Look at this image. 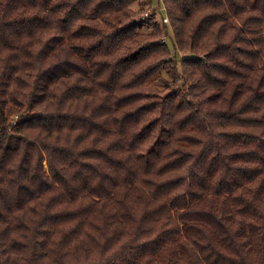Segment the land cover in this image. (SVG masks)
Listing matches in <instances>:
<instances>
[{"label":"trees","instance_id":"trees-1","mask_svg":"<svg viewBox=\"0 0 264 264\" xmlns=\"http://www.w3.org/2000/svg\"><path fill=\"white\" fill-rule=\"evenodd\" d=\"M160 4L0 0V264H264V0Z\"/></svg>","mask_w":264,"mask_h":264},{"label":"built area","instance_id":"built-area-1","mask_svg":"<svg viewBox=\"0 0 264 264\" xmlns=\"http://www.w3.org/2000/svg\"><path fill=\"white\" fill-rule=\"evenodd\" d=\"M158 1H160V0H158ZM154 11H155V16H156V18H158V21L160 23H165V24L168 23L169 20H168L166 14L165 13L161 14V11H164V6L163 5H160L159 6L158 4L157 5L152 4V6L150 7V9H148L144 13V18L151 17V15L154 14L153 13ZM168 39H171V38H169V36H167V35H164L163 40L164 41H167Z\"/></svg>","mask_w":264,"mask_h":264},{"label":"rangeland","instance_id":"rangeland-1","mask_svg":"<svg viewBox=\"0 0 264 264\" xmlns=\"http://www.w3.org/2000/svg\"><path fill=\"white\" fill-rule=\"evenodd\" d=\"M151 2H152V4H154V5H159V1L158 0H150ZM149 4V1H148V3H147V5ZM147 5H144V7H146V9L148 10V8H150V7H147ZM161 5V4H160ZM140 5H138V4H135V8H137V7H139ZM140 30L141 31H147V28L144 26V27H142V28H140ZM168 35L169 36H171L172 37V31H170V29L168 30ZM167 45H168V47L170 48V49H174V46H173V44L171 43V41H170V39H168L167 40ZM177 55V58H181L182 57V54H180V53H177L176 54Z\"/></svg>","mask_w":264,"mask_h":264},{"label":"bare ground","instance_id":"bare-ground-1","mask_svg":"<svg viewBox=\"0 0 264 264\" xmlns=\"http://www.w3.org/2000/svg\"><path fill=\"white\" fill-rule=\"evenodd\" d=\"M154 23V22H153ZM155 24V23H154ZM157 25V24H156Z\"/></svg>","mask_w":264,"mask_h":264}]
</instances>
